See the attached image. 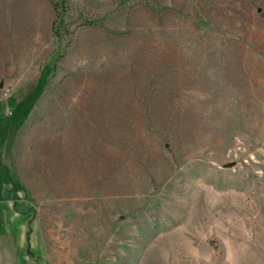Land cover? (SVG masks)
<instances>
[{"label":"rangeland","instance_id":"374dc122","mask_svg":"<svg viewBox=\"0 0 264 264\" xmlns=\"http://www.w3.org/2000/svg\"><path fill=\"white\" fill-rule=\"evenodd\" d=\"M50 4L0 0V264H264V0Z\"/></svg>","mask_w":264,"mask_h":264},{"label":"bare ground","instance_id":"6f19581e","mask_svg":"<svg viewBox=\"0 0 264 264\" xmlns=\"http://www.w3.org/2000/svg\"><path fill=\"white\" fill-rule=\"evenodd\" d=\"M80 79L82 80L83 87H77L73 93L80 97L83 91L86 92L88 90L90 98L87 101L89 102L88 105L91 109L98 104L99 96L108 94L111 97L113 93L120 89L122 83L120 75L116 72L111 74L106 73L104 75L96 73L90 75L83 74Z\"/></svg>","mask_w":264,"mask_h":264},{"label":"trees","instance_id":"16d2710c","mask_svg":"<svg viewBox=\"0 0 264 264\" xmlns=\"http://www.w3.org/2000/svg\"><path fill=\"white\" fill-rule=\"evenodd\" d=\"M55 12L56 21L52 24V35L59 37V31L64 24V16L66 15V5L68 0H49Z\"/></svg>","mask_w":264,"mask_h":264}]
</instances>
